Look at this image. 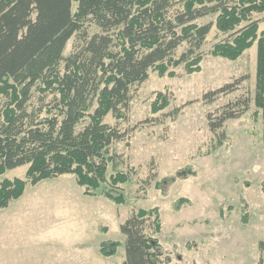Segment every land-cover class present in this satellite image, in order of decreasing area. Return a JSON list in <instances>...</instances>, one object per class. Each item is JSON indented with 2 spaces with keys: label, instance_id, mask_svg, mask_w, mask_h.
<instances>
[{
  "label": "trees",
  "instance_id": "obj_1",
  "mask_svg": "<svg viewBox=\"0 0 264 264\" xmlns=\"http://www.w3.org/2000/svg\"><path fill=\"white\" fill-rule=\"evenodd\" d=\"M255 13L264 14V0H0V176L28 165L24 178L0 182V210L29 184L65 174L75 175L85 196L126 203L120 190L136 169L118 167L112 149L127 135L105 118L127 117L131 88L151 70L169 77L178 68L201 72L213 26L225 35L209 51L214 57L237 60L257 44L254 104L264 120V30ZM207 17L214 20L200 23ZM74 35V48L65 55ZM239 81L206 92L203 100L235 92ZM249 104L241 96L209 114L219 144L226 121L245 115ZM169 105V96L159 92L152 113ZM152 218L158 233L156 208L139 209L122 225L124 264L162 262L159 239L146 232ZM120 245L104 241L99 250L110 257ZM258 248L257 264H264V240Z\"/></svg>",
  "mask_w": 264,
  "mask_h": 264
},
{
  "label": "rangeland",
  "instance_id": "obj_2",
  "mask_svg": "<svg viewBox=\"0 0 264 264\" xmlns=\"http://www.w3.org/2000/svg\"><path fill=\"white\" fill-rule=\"evenodd\" d=\"M253 17L264 30V14ZM76 36L65 55L73 50ZM224 37L213 26L202 48L201 72L178 68L169 77L151 70L131 88L127 117L105 118L127 135L112 149L118 167L136 169L120 190L126 203L85 196L73 174L29 184L20 198L0 210V264H124L122 225L139 209L153 208L161 230L155 232L152 218L146 232L159 239L160 264H257L264 240V120L254 104L257 44L237 60L208 54ZM237 79L235 92L211 103L203 100L206 92ZM159 92L169 96L170 105L153 114ZM241 96L249 98V110L226 121L227 135L219 144L209 128V114ZM27 169H9L0 182L24 178ZM112 172L110 167L108 174ZM104 241L121 243L115 255L100 253Z\"/></svg>",
  "mask_w": 264,
  "mask_h": 264
}]
</instances>
